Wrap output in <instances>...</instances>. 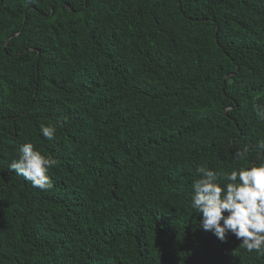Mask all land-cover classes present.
Here are the masks:
<instances>
[{
  "label": "trees",
  "instance_id": "1",
  "mask_svg": "<svg viewBox=\"0 0 264 264\" xmlns=\"http://www.w3.org/2000/svg\"><path fill=\"white\" fill-rule=\"evenodd\" d=\"M260 110L264 0H0V264H264L190 188L264 163ZM26 142L51 188L9 170Z\"/></svg>",
  "mask_w": 264,
  "mask_h": 264
},
{
  "label": "clouds",
  "instance_id": "2",
  "mask_svg": "<svg viewBox=\"0 0 264 264\" xmlns=\"http://www.w3.org/2000/svg\"><path fill=\"white\" fill-rule=\"evenodd\" d=\"M260 114L264 118V110ZM40 133L52 140L56 127L41 124ZM257 149L264 150V140L257 142ZM248 152L245 147L235 155L246 160ZM56 163L36 150L33 143L26 142L19 146L18 158L12 160L9 170L34 188L46 190L52 187L48 173ZM195 171L200 175L190 188L191 206L200 217L198 228L211 232L221 242L232 235L240 241L241 249L264 257V163L231 171L201 166Z\"/></svg>",
  "mask_w": 264,
  "mask_h": 264
}]
</instances>
